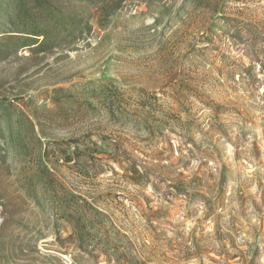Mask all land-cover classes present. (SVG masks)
Listing matches in <instances>:
<instances>
[{"label": "rangeland", "instance_id": "rangeland-1", "mask_svg": "<svg viewBox=\"0 0 264 264\" xmlns=\"http://www.w3.org/2000/svg\"><path fill=\"white\" fill-rule=\"evenodd\" d=\"M0 264H264V0H0Z\"/></svg>", "mask_w": 264, "mask_h": 264}]
</instances>
